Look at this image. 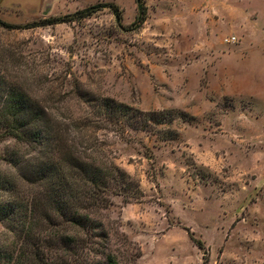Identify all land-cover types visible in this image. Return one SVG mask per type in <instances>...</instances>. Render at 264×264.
I'll return each mask as SVG.
<instances>
[{"label": "rangeland", "instance_id": "374dc122", "mask_svg": "<svg viewBox=\"0 0 264 264\" xmlns=\"http://www.w3.org/2000/svg\"><path fill=\"white\" fill-rule=\"evenodd\" d=\"M144 2L138 28L136 0H49L18 25L100 4L119 13L0 26V98L19 90L69 131L80 120L76 142L135 181L106 189L102 218L139 248L137 264H264V0ZM15 145L0 139V178L17 175L43 204L27 170L46 158L22 144L16 167Z\"/></svg>", "mask_w": 264, "mask_h": 264}, {"label": "trees", "instance_id": "16d2710c", "mask_svg": "<svg viewBox=\"0 0 264 264\" xmlns=\"http://www.w3.org/2000/svg\"><path fill=\"white\" fill-rule=\"evenodd\" d=\"M136 4L134 27L138 28L146 19L147 7L144 0H136ZM106 8L119 13L116 5L100 4L23 26L0 19V26L29 29L68 23ZM0 104V139L10 137L16 142L17 149L10 153L12 163L16 167L22 164V144L33 151L38 149L46 158V163L41 158L39 166L27 170L42 183L43 204L22 196L17 175L0 178V192L6 197L0 198V221L11 235L9 244L0 248V264H137L139 248L119 226L113 229L102 218L110 209L104 196L106 189L135 181L109 158L102 157L97 145L76 142L77 137L83 140L85 136L78 126L80 120L74 126L77 131H69L45 111L30 110L27 95L19 90L4 100L0 98ZM124 111L122 105L116 106V112ZM21 178L32 183L30 178ZM113 240L126 248H113Z\"/></svg>", "mask_w": 264, "mask_h": 264}, {"label": "crops", "instance_id": "0c3cea01", "mask_svg": "<svg viewBox=\"0 0 264 264\" xmlns=\"http://www.w3.org/2000/svg\"><path fill=\"white\" fill-rule=\"evenodd\" d=\"M47 2L49 0H0V19L18 25L23 22L19 18H38Z\"/></svg>", "mask_w": 264, "mask_h": 264}]
</instances>
